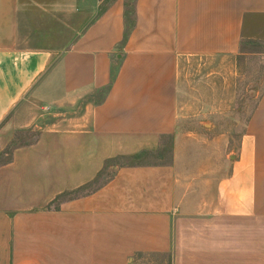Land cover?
Segmentation results:
<instances>
[{
  "label": "crops",
  "instance_id": "crops-1",
  "mask_svg": "<svg viewBox=\"0 0 264 264\" xmlns=\"http://www.w3.org/2000/svg\"><path fill=\"white\" fill-rule=\"evenodd\" d=\"M260 16L264 0H0V143L40 105L60 115L0 164V264H264V90L212 195L184 192L176 156L88 188L176 140L181 61L232 76Z\"/></svg>",
  "mask_w": 264,
  "mask_h": 264
},
{
  "label": "rangeland",
  "instance_id": "rangeland-1",
  "mask_svg": "<svg viewBox=\"0 0 264 264\" xmlns=\"http://www.w3.org/2000/svg\"><path fill=\"white\" fill-rule=\"evenodd\" d=\"M128 12L130 18L131 8ZM251 36V39L241 44L236 59V73L232 76L230 73H224L222 69L223 65L227 66L226 69L230 67L226 62H222L219 70L221 73H207L209 69L218 67L203 64L199 60H182L177 116L178 138L173 141L170 137L165 138L157 151L144 153L135 160L133 157H127L110 161L96 183L88 188L96 187L111 176L109 165L170 163L176 156L179 174L183 177L181 184L184 192L195 198L201 194L212 195L216 181L229 174L231 155L234 156L238 151L239 138L264 90V16L253 22ZM205 87H209L207 94ZM213 87L216 93L213 92ZM213 102L222 105L221 108L213 109L210 105ZM82 103L83 101L74 108L67 109L63 115L78 112ZM38 109V119H34L29 127L16 131L11 142L0 143V164L11 159L14 148L34 142L39 128L52 123L60 116L56 115L59 111L46 108V105H40ZM187 185L190 189L186 191L184 187Z\"/></svg>",
  "mask_w": 264,
  "mask_h": 264
},
{
  "label": "trees",
  "instance_id": "trees-1",
  "mask_svg": "<svg viewBox=\"0 0 264 264\" xmlns=\"http://www.w3.org/2000/svg\"><path fill=\"white\" fill-rule=\"evenodd\" d=\"M135 159H136V157H135V158H133V160H135ZM102 173H103V172H102ZM102 173H101V174H102ZM99 176H100V175H99ZM97 180H98V179H97ZM97 180H95V182H94V183H96V181H97Z\"/></svg>",
  "mask_w": 264,
  "mask_h": 264
}]
</instances>
